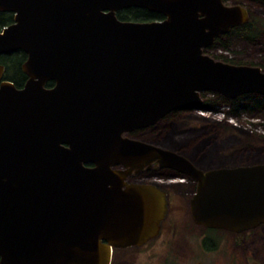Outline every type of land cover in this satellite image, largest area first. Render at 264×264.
<instances>
[{
    "label": "water",
    "instance_id": "obj_1",
    "mask_svg": "<svg viewBox=\"0 0 264 264\" xmlns=\"http://www.w3.org/2000/svg\"><path fill=\"white\" fill-rule=\"evenodd\" d=\"M123 7L163 19L121 22L114 11ZM0 11L14 13L0 31V54L22 50L28 76L16 88L0 65V264H109L113 248L144 242L163 196L124 178L153 160L196 180L195 223L240 232L264 222V164L201 172L120 136L198 108L199 92L264 95V72L201 53L245 21L242 8L221 0H0Z\"/></svg>",
    "mask_w": 264,
    "mask_h": 264
},
{
    "label": "flooded vegetation",
    "instance_id": "obj_2",
    "mask_svg": "<svg viewBox=\"0 0 264 264\" xmlns=\"http://www.w3.org/2000/svg\"><path fill=\"white\" fill-rule=\"evenodd\" d=\"M251 2L262 5L264 8V0H249V3ZM221 3L223 6H239L244 10L246 14V19L240 24L231 25L227 31L215 35L210 44L201 48V53L203 55L208 56L213 61L222 62L233 66L253 67V68H257L259 72L263 73L264 55H261V57H259L260 55L257 52L259 58L257 59L259 61L253 62V61L233 59L232 57H227L223 55L224 53H222L221 51L226 52L228 49H230V39H232V37H238L248 40L250 41L251 44H253L257 48L258 43H260L259 35L261 34V30L264 25L253 17L252 12L249 9V6L245 5V3L240 2L238 0H221ZM132 8L133 7H123L117 9L116 11H114L115 18L121 22H132V20H130L131 19L130 11ZM0 13H9L11 15V21L8 22L6 25L0 26V31H1L5 26L13 22L14 13L8 11H0ZM160 19H163V16H161V18L159 19H154V20H160ZM16 51H22V50H16ZM16 51L6 54H0V56L8 55ZM232 55L233 56L243 55V52L241 54L232 53ZM26 57L27 56L25 54L24 58L19 63V69L21 73L24 75V78H22L21 80L18 79V81L19 80L20 81L16 85L17 87L14 85V83L9 81L16 88H20L28 79V76L25 75V73H23V71L21 70V65L25 61ZM3 72H4V66H3ZM1 79L6 80L3 79V75ZM53 85H54V81L48 80L43 84V87L49 89L53 87ZM198 99L200 101L198 108L192 107V108H180V109L171 110L167 112L165 115L158 118L155 122L151 123L150 125H147L143 128H137L129 132L121 133L120 136L122 138L137 140L152 145L156 148L168 150L176 154L177 156H180L183 159L187 160L195 169L201 172H205L211 169H218V168H230L236 166H250L255 164H264V161L259 159H252L251 161L248 162L242 159H237L239 155L242 158V153H240V151H243V146L237 147L238 145H240L238 142L239 141L242 142L245 138H247V140L257 139L259 142H256L254 144L257 145L258 148L264 149V133H259L255 131V128L260 124L258 123V121L254 122L251 119L246 118L245 114L242 115L243 112L244 113L249 112L251 113V115H254L255 113H259L262 111L264 112V95H259L256 93H242L233 98H227L224 96H220L216 93L203 91L198 93ZM214 101H220L219 102L220 104L219 103L215 104L214 109H211L210 108L211 103ZM219 105L225 107V111L224 112L221 111L222 117L216 120V118H214V114L220 111V110L217 111L215 110ZM235 106L236 108H234ZM183 117L189 119L188 122L192 121L195 125H199L200 123H202L201 125H199L200 127L199 130H197L198 126L197 127L193 126V128L191 129H188L190 127H187V129L176 128V129H183L178 131L177 134L179 133L186 134V132L189 131L191 133V136L194 134L200 135L197 138L194 137L196 142H195V146L193 145L194 148L191 149L190 153H188L189 151L185 152L182 149L171 148L163 144V131L166 129V127H173L174 125L173 123L175 120H178V126L185 125V123L183 122ZM232 118H234L237 122L246 123L245 125L247 126L249 131H243L242 129H239L240 127H238V124ZM217 125L219 126L218 129L214 128V126ZM226 130L231 131V133H233V139L237 141L232 143L230 141L225 140L221 143L219 140L220 139L219 134L224 133L225 135H227ZM190 133L188 135H190ZM147 135L149 136V138ZM248 147L249 149L254 148V146H250V145H248ZM228 150L235 151L232 154L234 155L235 158L228 156ZM224 151L227 152L225 153ZM86 166H91V164L86 163ZM113 168L116 170L125 169V167H123V165L121 164H118ZM127 169H129V167ZM124 183L150 186L151 189L153 188L155 190V192L157 191L162 193L164 200V212L161 219L157 222L156 232H154V234L151 235L149 238H147L144 242H142L139 245L113 248L114 250L131 248V247L133 248L134 247L139 248L145 246L150 247L163 242L162 225L164 220L168 216V205L170 203V196L172 198L180 197L184 202H186L187 213L185 217L190 218L191 223L194 225L196 231L187 230L184 227L185 222H182L183 226L181 230L191 231L202 236L201 238L198 239V242L202 250L205 252H210L216 248V246L213 247L214 243L212 242V240L207 237L205 233L207 231L221 230V231L229 232L235 234L236 237L241 242L242 239L240 237H242L247 233H250L251 235L255 236L256 232L261 231L264 234V222H261L247 230H243L240 232H234V231H228L222 229H213L195 223L192 220L190 214V201L193 198V195L195 194L196 191V187H197L196 180L189 174H185V173L183 174L173 168L161 166L155 160L145 164L144 166L138 169L135 168L131 169L130 172L125 176ZM179 232L180 230H177V235ZM180 235H182V233H180ZM259 240H261L260 237ZM239 241H237L236 244H240ZM170 244L175 245V242L170 241ZM247 244L248 243L245 242V245L243 243L239 246V250L242 253V254L239 253L240 254L239 256L228 253V255H226L224 259L225 264H264V256L254 253L255 250L251 249ZM243 248L245 250L250 249L252 251L251 254L249 253L244 254L243 252L245 250ZM113 249L111 252L109 264H112L111 260H112ZM171 254L172 256L176 255L174 250ZM205 256H207V253L205 254ZM190 261L194 262V264H201L199 260L198 261L190 260ZM174 262H177L175 257L171 258V260L168 261L166 264H174Z\"/></svg>",
    "mask_w": 264,
    "mask_h": 264
},
{
    "label": "rangeland",
    "instance_id": "obj_3",
    "mask_svg": "<svg viewBox=\"0 0 264 264\" xmlns=\"http://www.w3.org/2000/svg\"><path fill=\"white\" fill-rule=\"evenodd\" d=\"M240 2L245 3V5L249 6L250 11L252 12V15L256 20L261 22L264 25V8L262 5H259L257 3H249V0H238ZM259 41L257 48L253 44L250 43V41L245 40L243 38H238V37H232L230 39V49H228L226 52L221 51L224 53L223 55L227 57H232L233 59H242V60H247V61H253V62H258V54L264 55V26L262 27L261 34L259 35ZM243 52V55H236L233 56L235 53L241 54ZM258 52V54H257ZM258 58V59H257ZM218 111L216 114H214V118L220 119L222 117L221 111H225V107L222 105H219L217 107ZM245 114L246 118L251 119L252 121H258L260 124L255 128V131L259 133H264V112H259L255 113L254 115H251V113H242V115ZM234 119V118H232ZM189 119H186L183 117V122L185 125L183 126H178V120L174 121V125L172 128H183L187 129V127H190L188 129L193 128V126H198L197 130L200 129L199 125H195L192 121L188 122ZM235 120V119H234ZM236 121V120H235ZM234 121V122H235ZM239 129H242L243 131H249L247 126L245 125L246 123H240L237 122ZM218 125L214 126V128L218 129ZM183 129H176L173 130L175 131L171 137L170 134V142L166 138L163 139V143L166 146H169L171 148H176V149H182L185 152L190 153L191 149L194 148H187L189 143L186 141L185 143L181 144H175L174 142L178 141H185L187 138L184 139L186 136H180L178 131L183 130ZM171 131V130H170ZM216 132V131H215ZM227 135L224 133H220V142L222 143L223 141L227 140L232 143H234L235 139H233V133L231 131L226 130ZM190 132H186V134H189ZM247 134V133H246ZM168 134L164 135L165 137ZM191 135V133H190ZM237 135V134H234ZM148 136V135H147ZM146 136V137H147ZM200 135L194 134L191 137H198ZM239 136V135H238ZM245 136V134H244ZM243 136V137H244ZM190 137V138H191ZM149 138V136H148ZM174 141V142H173ZM239 141V140H238ZM259 142L257 139H248L245 138L242 142L239 141L237 147L243 146V151H240L242 153V158L239 155L237 159H242L246 162L251 161L252 159H259L264 161V149L258 148L257 145L254 143ZM198 144V143H197ZM248 145L254 146V148L249 149ZM259 145V144H258ZM225 153L227 151H224ZM233 152L235 151H230L228 150V156L229 157H234ZM235 158V157H234ZM245 162V163H246ZM152 190H154L152 188ZM155 191V190H154ZM157 192V191H156ZM155 193V192H154ZM159 193V192H158ZM162 213V206H161V211L160 215ZM187 213V205L186 202H184L180 197H175L172 198L170 196V203L168 205V216L164 220L162 228H163V242L160 244H157L155 246H150V247H131V248H124V249H113L112 253V264H166L168 261L171 260V258L175 257L177 262H174V264H194V261H200L201 264H225L224 259L226 255L229 254H235V255H240L242 254L241 251L239 250V246L245 242L248 243L249 247L251 249H254V253L259 254L261 256H264V234L261 231L256 232L255 236L251 235L250 233H247L240 237L242 239V242L239 241V239L236 237L235 234L225 232V231H207L205 232L207 237L212 240L214 243V246L216 248L210 252H205L202 250L201 246L199 245L198 239L201 238L202 236L191 232V231H186V230H181L182 228V222L184 223V227L187 230H194L196 231L194 225L191 223L190 218H186L185 215ZM177 230H180V232L177 235ZM182 233V235H180ZM259 237L261 240H259ZM257 238V239H256ZM238 239V240H237ZM170 241L175 242V245H171ZM237 241H239L240 244H236ZM261 242V243H260ZM244 249V248H243ZM173 250L175 251L174 256H172ZM245 250V249H244ZM251 250H245L243 253L244 254H251ZM207 253V256L205 254ZM240 253V254H239ZM239 259V258H238ZM209 261V262H208Z\"/></svg>",
    "mask_w": 264,
    "mask_h": 264
},
{
    "label": "trees",
    "instance_id": "obj_4",
    "mask_svg": "<svg viewBox=\"0 0 264 264\" xmlns=\"http://www.w3.org/2000/svg\"><path fill=\"white\" fill-rule=\"evenodd\" d=\"M130 17H131L130 20L132 21L142 22V21H150L154 19H159L161 18V15L158 13L149 12L145 9L132 8L130 11ZM10 21H11V15L9 13H0V26L6 25ZM24 55L25 54L22 51H16L8 55L0 56V64L4 66L3 79L11 81L12 83H14L15 86L19 83V81L22 78H24V75L21 73L19 69V63L24 58ZM18 79L20 80L18 81ZM219 102L220 101L212 102L210 108L214 109L215 104H218ZM234 108H236V106ZM173 130H176V129L174 128L171 129V127H166V129L163 131V139L166 138V140L168 139L170 142L171 141L170 138L172 137L173 134H175L174 133L175 131ZM166 133L168 135L165 137L164 135H166ZM170 134H171V137H170ZM179 134L180 136H186L184 137V139L185 138L187 139L185 141H178V142L173 141L175 144H181L187 141L189 143L187 148H192L193 145L195 146L196 140L192 138L191 135L183 134V133H179Z\"/></svg>",
    "mask_w": 264,
    "mask_h": 264
}]
</instances>
